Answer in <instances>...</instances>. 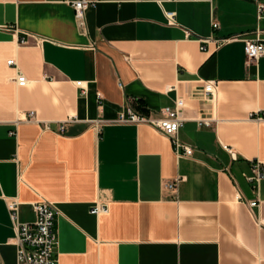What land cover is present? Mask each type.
Here are the masks:
<instances>
[{"label":"crops","instance_id":"0c3cea01","mask_svg":"<svg viewBox=\"0 0 264 264\" xmlns=\"http://www.w3.org/2000/svg\"><path fill=\"white\" fill-rule=\"evenodd\" d=\"M91 1L81 24L70 0H0V264H17L10 198L23 221L38 201L56 208L59 264H264V177L248 178L264 162V55L199 41L253 36L264 0ZM176 96L190 154L146 123H96Z\"/></svg>","mask_w":264,"mask_h":264},{"label":"built area","instance_id":"2783aa9c","mask_svg":"<svg viewBox=\"0 0 264 264\" xmlns=\"http://www.w3.org/2000/svg\"><path fill=\"white\" fill-rule=\"evenodd\" d=\"M91 2V0H70V3L74 8L75 16L81 24L84 22L85 10ZM263 9L264 3L260 2L258 4V12H261ZM166 15L170 22H174V11L167 10ZM217 26L218 22L212 20V27L216 28ZM251 32L253 33V36L249 37L235 34L223 38H214L213 36L199 38V41L201 42L200 48L206 50L204 43L211 40L216 41L217 45H219L222 42L242 37L244 41L246 63L249 64L264 55V29L256 27ZM187 34L190 35L189 31ZM26 41L27 39L25 37L21 38L22 43H25ZM8 63L16 66L17 72L14 79L19 85L29 83L27 75L19 68L15 58L8 59ZM82 84L81 80L76 81V85L81 86L84 91L85 87L82 86ZM215 87L216 83L213 80H207L203 83V91L205 94L213 95ZM98 96H100L99 93ZM183 104V97L176 96L172 104L161 106L154 115L136 112L131 105L128 104L125 109L118 112L116 117L105 120L98 119L96 123L98 125L103 122L146 123L167 136L177 154H190L193 149L192 146L184 143L178 137V131L184 121V117L181 114ZM20 116L29 120L42 122L36 118L34 110H30L25 115L21 114ZM256 118L264 119V113H257ZM76 120L77 118L75 116L69 115L65 117V119L58 121L59 131H64L67 122ZM196 120L200 126L211 124V119L209 117H198ZM49 122L50 121H44L43 125L50 128L51 125ZM262 177H264V162L257 160L252 165V174L248 178L253 183H256ZM169 185L173 186L174 183L171 182ZM256 202V199L247 201L249 205H255ZM7 206L16 230L17 264H59V258L55 252V246L57 244V233L55 229L57 215L56 208L47 201H38L34 204L35 219L32 221H23L19 216V199H7ZM106 210L107 207L103 203H97L90 208L92 213Z\"/></svg>","mask_w":264,"mask_h":264}]
</instances>
